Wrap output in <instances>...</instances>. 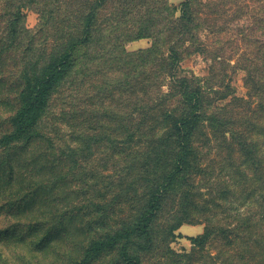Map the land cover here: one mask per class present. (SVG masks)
Masks as SVG:
<instances>
[{
	"label": "rangeland",
	"instance_id": "obj_1",
	"mask_svg": "<svg viewBox=\"0 0 264 264\" xmlns=\"http://www.w3.org/2000/svg\"><path fill=\"white\" fill-rule=\"evenodd\" d=\"M0 0V264H124L93 248L152 196L139 264H264V0ZM108 30L98 63L12 131L26 57ZM182 172L167 186L179 118Z\"/></svg>",
	"mask_w": 264,
	"mask_h": 264
},
{
	"label": "trees",
	"instance_id": "obj_2",
	"mask_svg": "<svg viewBox=\"0 0 264 264\" xmlns=\"http://www.w3.org/2000/svg\"><path fill=\"white\" fill-rule=\"evenodd\" d=\"M191 0L184 1L180 11L182 21H191ZM95 13L87 11L83 18V28L77 36L71 37L59 50L51 52L42 62L39 57H26L19 76L23 86L20 92V106L11 118L12 131L2 137L3 141L11 139L30 140L39 136L38 124L48 107L52 94L70 77L76 74L80 64L98 63L103 53L93 46H101L108 35V30L96 32L93 30ZM189 116L180 117L177 128V150L173 157V168L168 174L167 186H173L180 176L186 151L185 131L189 126ZM159 200L157 195L150 197L140 214L126 224H122L105 237L93 242V248L100 253L121 245V255L124 264H139L136 250L129 251L128 243L135 238L148 235L152 226Z\"/></svg>",
	"mask_w": 264,
	"mask_h": 264
}]
</instances>
